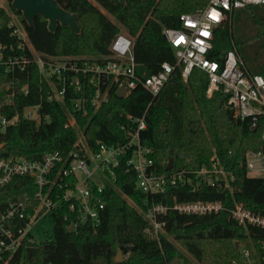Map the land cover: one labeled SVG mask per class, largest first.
Listing matches in <instances>:
<instances>
[{"label": "trees", "instance_id": "1", "mask_svg": "<svg viewBox=\"0 0 264 264\" xmlns=\"http://www.w3.org/2000/svg\"><path fill=\"white\" fill-rule=\"evenodd\" d=\"M57 1L78 13L80 32L61 24L51 31L42 15H37L33 25H29L12 0H8L10 9L0 2V44L7 46L3 51L5 57L18 53L19 38L13 33L11 13L19 17L36 50L55 56H87L96 60L109 57L114 38L124 28L134 37L136 71L146 77L157 72L164 61L176 63L163 28H181L182 13L204 8L209 2ZM234 45L248 71L264 74V4L234 10L226 22L215 28L213 47L207 56L222 62ZM181 72L177 67L156 96L138 86L120 97L113 84L108 101L97 109L89 105L88 113L82 114L73 109L69 96L65 104L42 97L45 82L36 64L9 72L0 64V105L14 93L7 114L42 102V113L50 116L41 122L21 118L0 131V156L42 160L56 151L66 156L80 130L94 149L100 142L123 144L137 126L129 116H144L146 127L140 131V137L143 144L153 149L151 157L156 170L167 175L183 170L185 177L196 184L180 180L165 192L146 194L136 184L135 171H128L122 164L117 169L115 185L106 188L107 204L98 225L82 224L77 230H69L64 218L66 209L61 203L53 212V239L37 240L28 233L13 253L0 251V264H249V258H264V226L242 225L230 211L242 203L264 217V176L248 175L244 163L248 150L261 149L264 124L253 129L249 118H235L221 90L208 97L209 74L205 70L193 68L187 80ZM69 110L76 119L74 126L66 125ZM214 155L233 175L231 186L209 185L194 173L208 165ZM170 158L172 166L168 168ZM36 191L33 178L24 175H16L0 187V221L13 225L16 234L25 220L12 217L10 223L4 215L19 201H25L27 212H32L38 204ZM128 198L145 209L152 203L173 204L176 200L220 201L223 208L206 214L169 210L159 216L164 232L156 235L147 230L148 221ZM237 241L249 248V258L236 247ZM119 249L124 259L115 261Z\"/></svg>", "mask_w": 264, "mask_h": 264}, {"label": "built area", "instance_id": "2", "mask_svg": "<svg viewBox=\"0 0 264 264\" xmlns=\"http://www.w3.org/2000/svg\"><path fill=\"white\" fill-rule=\"evenodd\" d=\"M264 0H209L206 7L180 15L181 28L164 27L168 42L174 49L176 63L164 61L160 69L143 77L136 71L134 58V37L126 32L119 33L111 44V54L100 60L87 56L49 55L41 53L32 45L24 28L16 23L13 33L19 38L18 53L3 55L7 46L0 44V64L6 71L25 70L30 63L36 64L41 80L42 97L49 102L66 103L69 96L73 109L82 114L88 113L89 105L97 109L108 101L113 84L116 92L124 86L126 96L133 89L142 86L156 96L170 78L173 71L180 67L185 80L193 68L198 67L209 74L207 96L212 97L221 90L226 95V104L235 118L251 120L252 128L264 124V74L251 73L240 57L234 45L222 62L211 60L207 54L213 47L214 30L226 22L234 10L250 5H262ZM11 50L12 46L9 47ZM25 93L28 89L24 88ZM13 96L0 105V131L16 124L21 118L47 121L50 116L41 111L42 102L27 105L20 112L7 114L8 105L13 103ZM6 111V112H5ZM67 126H74L76 119L69 110ZM136 128L128 133V140L123 144L98 143L94 149L86 140L83 130L73 144L70 152L64 156L60 152H51L42 160H30L25 157L5 158L0 156V187L10 182L16 175L33 178L37 185V206L27 212L25 201L13 203L4 219L12 217L25 220L24 225L14 231L13 225L0 221V251L13 253L28 233L32 234L41 217L50 215L62 203L66 209L64 218L69 230H77L82 224L98 225L102 212L106 208V188L115 185L117 169L125 164L128 171L136 173L137 186L146 194L162 193L178 181L190 182L185 171L171 175L159 173L151 154L153 149L142 143L140 131L146 127L144 116L132 117ZM261 149L248 150L245 155V166L248 175L264 176V129L261 134ZM194 173L209 185L231 186L233 175L214 155L208 165H203ZM28 199V198H27ZM223 208L220 201H174L173 204L152 203L147 209L140 208L149 225L147 230L159 235L164 232V216L169 210L180 213L206 214L218 212ZM233 218L242 225L264 226V217L252 212L242 203L231 210ZM54 222V219H53ZM34 236V235H33ZM35 238V237H34ZM242 253L249 258L250 250L239 242ZM249 264H264V258L248 259Z\"/></svg>", "mask_w": 264, "mask_h": 264}, {"label": "water", "instance_id": "3", "mask_svg": "<svg viewBox=\"0 0 264 264\" xmlns=\"http://www.w3.org/2000/svg\"><path fill=\"white\" fill-rule=\"evenodd\" d=\"M120 1L125 2V0ZM12 5L23 13L29 25H33L34 18L37 15H42L48 20V28L51 31H55L59 24L69 26L76 32H80L81 30L78 23V13L65 9L57 0H12ZM117 95L120 97L126 96L124 86H121L117 90ZM0 145L2 144L0 143ZM171 166L172 158H170L168 168ZM235 245L238 247L239 241L235 242ZM122 259L123 255L119 249L115 261H121Z\"/></svg>", "mask_w": 264, "mask_h": 264}, {"label": "rangeland", "instance_id": "4", "mask_svg": "<svg viewBox=\"0 0 264 264\" xmlns=\"http://www.w3.org/2000/svg\"><path fill=\"white\" fill-rule=\"evenodd\" d=\"M0 2H1L2 6H4L7 9H10V5H9L8 0H0ZM11 15H12V21L14 23H16L20 28H23V26L20 23L19 17L16 14H14V13H11ZM122 32H126L124 30V28L122 29ZM250 176H254V174H251ZM128 201L132 205H134L136 208L139 209V206H137V204H136V202L134 200L128 198ZM32 233H33L35 239H37V240L53 239V234H54L53 218L50 215L41 217V219L39 220L38 224L35 227L32 228ZM241 244H243V243H241ZM123 259H124V255H123Z\"/></svg>", "mask_w": 264, "mask_h": 264}]
</instances>
